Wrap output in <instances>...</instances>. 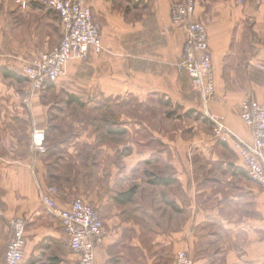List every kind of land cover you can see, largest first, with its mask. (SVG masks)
I'll use <instances>...</instances> for the list:
<instances>
[{
	"label": "crops",
	"instance_id": "obj_1",
	"mask_svg": "<svg viewBox=\"0 0 264 264\" xmlns=\"http://www.w3.org/2000/svg\"><path fill=\"white\" fill-rule=\"evenodd\" d=\"M40 1L28 0L21 10L17 0H0V51L17 49L16 32L22 50L46 47L34 39L42 21L30 20L38 16ZM176 1L87 0L106 49L89 57L91 64L102 63L99 84L104 94L130 90L180 97L174 95L179 84L176 63L185 31L170 20ZM195 7L194 19L206 25L216 87L215 100H203L199 109L207 119L208 113L223 114L237 136L250 142L240 106L245 98L264 102V76L255 64L264 58V0H197ZM141 59L151 66L138 68ZM22 65L0 62V80L25 78ZM74 65L66 66L70 77ZM15 95L0 92V264L11 238L8 223L15 216L26 221L22 264H78L60 219L49 213L41 196L54 186L62 208L75 197H86L83 185L89 176L80 175L75 166L82 159L81 146L94 148L96 136L78 134L66 143L67 132L53 131L60 122H48L46 106H23L13 101L19 99ZM35 129L44 131L41 153L33 145ZM195 147L206 157L194 159L186 171L174 161L171 167L177 173L168 183L146 177L134 185L125 183L124 191H115L110 183L98 192L94 204L106 232L95 264H173L179 249L189 252L193 264H264V189L246 176L228 144L205 141ZM150 152H139L133 164L129 157L127 168L146 162ZM262 152L264 159V147Z\"/></svg>",
	"mask_w": 264,
	"mask_h": 264
},
{
	"label": "rangeland",
	"instance_id": "obj_2",
	"mask_svg": "<svg viewBox=\"0 0 264 264\" xmlns=\"http://www.w3.org/2000/svg\"><path fill=\"white\" fill-rule=\"evenodd\" d=\"M37 8L39 10L35 15L38 16L30 20L38 19L42 22L37 26L39 33L34 39L46 47L58 44L62 29L57 13L41 4ZM14 37L17 49L0 51V62L7 64L19 61L24 65L46 49L22 50L21 35L16 32ZM99 54L102 53L92 55L101 56ZM179 60L180 58L177 63ZM68 63H76L71 69L75 70L74 77H70L66 70ZM68 63L64 74L44 87L36 88L23 77L1 78L0 92L12 91L19 97L13 101H20L23 106H46L48 122H60L53 131L67 132L64 137L66 143H70L78 134L96 136L94 148L89 144L81 146L82 159L76 164L75 170L80 175L85 174V178L89 176L83 185L86 197L76 198L90 203L97 210L94 199L99 191L109 187L108 184L112 183L115 191H124L125 183L129 184L130 180L134 185L136 180L146 177H151L152 181L159 176L171 178L177 173L176 167H171L174 161L178 163L180 171H186L190 162L194 159L200 161L203 155H207L197 153L196 144L217 142L211 138L212 124L199 109L203 98L193 91L186 70L178 67L177 63L179 84L177 94L174 95H179V98L161 92L141 93L130 90L106 95L99 84L103 70L101 62L91 64L88 58L82 61L70 60ZM151 64L147 59H141L136 66L146 68ZM106 147L112 149V153L106 154L103 150ZM35 148L38 153L45 151H40L37 145ZM133 148L136 149L135 155L132 154ZM145 150H151L149 159L128 169L129 157L133 164L134 159L139 157L138 153ZM225 152L231 153L229 150ZM231 154L235 155L234 152ZM237 161L241 167L239 159ZM64 166L66 168L68 164ZM222 263L223 261L219 262Z\"/></svg>",
	"mask_w": 264,
	"mask_h": 264
},
{
	"label": "built area",
	"instance_id": "obj_3",
	"mask_svg": "<svg viewBox=\"0 0 264 264\" xmlns=\"http://www.w3.org/2000/svg\"><path fill=\"white\" fill-rule=\"evenodd\" d=\"M241 2V0H237ZM197 0H179L170 6V20L185 31L181 57L177 66L186 70L192 89L205 102L215 100L212 52L204 22L194 19ZM25 8L28 0H17ZM40 4L57 13L62 35L59 43L26 61L21 68L23 76L36 87H44L60 78L70 60H86L89 54L106 52L100 38V26L95 22L87 0H41ZM264 76V58L256 63ZM240 119L250 128L252 140L244 141L225 123L221 113H208L212 124L211 138L228 144L237 153L246 176L264 189V102L245 98L241 103ZM44 131L35 130L34 144L44 151ZM58 189L48 186L41 203L54 217L60 219L67 246L78 257V264H95L96 250L103 247L104 222L98 210L80 198H73L68 208L55 201ZM25 218L15 216L9 220L11 238L6 245L4 264H22L25 254ZM173 264H193V257L184 249L174 255Z\"/></svg>",
	"mask_w": 264,
	"mask_h": 264
},
{
	"label": "trees",
	"instance_id": "obj_4",
	"mask_svg": "<svg viewBox=\"0 0 264 264\" xmlns=\"http://www.w3.org/2000/svg\"><path fill=\"white\" fill-rule=\"evenodd\" d=\"M169 181H170L169 177H163V176L155 177L153 179V182H157V183H160V182L168 183ZM132 191H133V188H130V190L127 192L128 197L131 196Z\"/></svg>",
	"mask_w": 264,
	"mask_h": 264
}]
</instances>
